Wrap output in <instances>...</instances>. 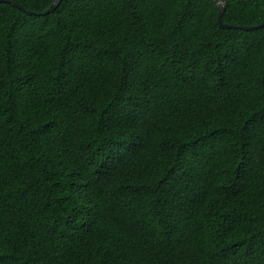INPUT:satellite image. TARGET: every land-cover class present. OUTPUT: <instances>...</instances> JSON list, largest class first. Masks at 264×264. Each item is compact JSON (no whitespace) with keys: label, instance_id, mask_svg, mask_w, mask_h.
I'll list each match as a JSON object with an SVG mask.
<instances>
[{"label":"trees","instance_id":"1","mask_svg":"<svg viewBox=\"0 0 264 264\" xmlns=\"http://www.w3.org/2000/svg\"><path fill=\"white\" fill-rule=\"evenodd\" d=\"M218 15L0 3V264H264V29Z\"/></svg>","mask_w":264,"mask_h":264},{"label":"water","instance_id":"2","mask_svg":"<svg viewBox=\"0 0 264 264\" xmlns=\"http://www.w3.org/2000/svg\"><path fill=\"white\" fill-rule=\"evenodd\" d=\"M218 10H219V15H218V24L221 28L224 29H240V30H246V31H250V30H255V29H259L260 25L258 26H251V27H244V26H235V25H229V24H225L223 22V14L224 11L226 9V0H214ZM62 0H55L53 2V4L44 12L42 13H38V12H33V11H28L26 10L24 7H22L20 4H18L15 1L12 0H0V3H8V4H12L14 7L21 9L23 11H25L27 14L29 15H36V16H46L50 13H54L57 8L59 7V5L61 4Z\"/></svg>","mask_w":264,"mask_h":264},{"label":"snow or ice","instance_id":"3","mask_svg":"<svg viewBox=\"0 0 264 264\" xmlns=\"http://www.w3.org/2000/svg\"><path fill=\"white\" fill-rule=\"evenodd\" d=\"M260 28L264 29V21L261 22ZM253 121H249V124H252ZM255 124L258 125H264V113H262L260 116H258L255 120ZM247 130V129H245ZM108 148L110 151L114 152L117 156H119L122 153L123 145L120 142H112L108 145Z\"/></svg>","mask_w":264,"mask_h":264}]
</instances>
